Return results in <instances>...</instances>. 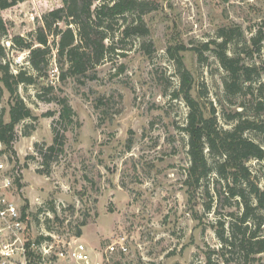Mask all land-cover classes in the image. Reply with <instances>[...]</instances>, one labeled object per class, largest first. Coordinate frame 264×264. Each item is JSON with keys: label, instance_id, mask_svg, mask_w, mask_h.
Returning <instances> with one entry per match:
<instances>
[{"label": "rangeland", "instance_id": "1", "mask_svg": "<svg viewBox=\"0 0 264 264\" xmlns=\"http://www.w3.org/2000/svg\"><path fill=\"white\" fill-rule=\"evenodd\" d=\"M151 1L155 8L142 17L146 37L119 43L126 45L122 55L97 66L94 79L78 84L70 78L60 84L52 60L47 83L55 88L47 96L65 98L75 115L71 124L55 125L66 138L47 169L40 151L52 143V122L59 119L60 105L56 99L38 98L40 84L19 86L18 94L35 119L18 123L15 141L3 146L8 171L19 172V184L10 194L25 205L32 238L50 222L59 235L86 245L90 264H96L97 253L99 264H223L217 214L213 208L206 212L208 197L202 189L190 195L183 184L189 161L181 128L188 109L172 96L179 78L167 50L178 44L187 48L180 55L193 77L191 95L207 110L214 108L223 124L222 111L241 108L224 101V70L211 53L200 62L189 48L215 37L221 27L238 25L249 36L264 19V0ZM59 6L61 0H24L1 10L7 34L0 43L8 49L5 60L13 62V70L15 64H27V51L9 49L10 38L26 35L45 12ZM144 41L152 42V54L142 49ZM98 98L102 104L97 105ZM9 106L4 89L0 113L5 122ZM118 242L125 252L119 251ZM111 245L115 251L105 252Z\"/></svg>", "mask_w": 264, "mask_h": 264}, {"label": "trees", "instance_id": "2", "mask_svg": "<svg viewBox=\"0 0 264 264\" xmlns=\"http://www.w3.org/2000/svg\"><path fill=\"white\" fill-rule=\"evenodd\" d=\"M22 1L0 0V12ZM154 8L151 0H61V6L41 16L35 29L10 38L9 49L27 51V64H15L14 70L13 62L5 60L8 49L0 43V99L5 89L10 105L8 122L3 119V110L0 113L2 145L11 147L18 123L35 119L18 94L19 86L40 84L38 98L56 99L60 105L59 119L52 122V143L40 151L47 169L52 153L62 151L66 138L55 125L63 121L71 124L75 115L65 98L47 96L55 88L47 83L52 60L60 84L70 78L78 84L94 79L97 66L122 55L126 45L124 48L119 43L146 37L148 28L142 17ZM6 34V23L0 15V38ZM249 34L246 36L238 25L221 27L215 37L189 48L200 62L207 60L206 52L211 53L224 70L222 97L229 105L241 108L222 111L224 125L214 108L207 110L191 95L193 77L184 68L180 55L187 48L178 44L167 50L179 78L172 96L181 99L188 109L181 128L187 137L189 161L183 184L190 195L202 189L208 197L206 212L213 208L217 214L223 264H262L264 260V19ZM142 49L152 54V42L144 41ZM103 101L98 98L97 105ZM250 161H256L255 168Z\"/></svg>", "mask_w": 264, "mask_h": 264}, {"label": "built area", "instance_id": "3", "mask_svg": "<svg viewBox=\"0 0 264 264\" xmlns=\"http://www.w3.org/2000/svg\"><path fill=\"white\" fill-rule=\"evenodd\" d=\"M3 145L0 142V264H90L88 248L78 238L59 235L52 224L41 227L34 238L32 228L26 216L25 205H20L10 194L19 177L18 170H9L7 161L2 157ZM11 172V173H10ZM38 207H44L38 202ZM50 215L49 211L44 212ZM119 251L126 248L120 242ZM108 246L106 251H115ZM103 256V255H102ZM99 253L95 255L99 264Z\"/></svg>", "mask_w": 264, "mask_h": 264}]
</instances>
